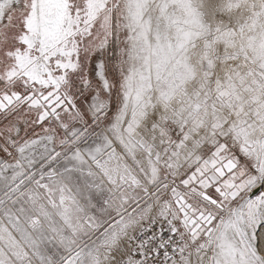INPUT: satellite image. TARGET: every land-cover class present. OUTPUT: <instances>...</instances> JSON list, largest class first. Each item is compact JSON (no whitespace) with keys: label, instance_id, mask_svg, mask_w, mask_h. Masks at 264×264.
<instances>
[{"label":"snow or ice","instance_id":"obj_1","mask_svg":"<svg viewBox=\"0 0 264 264\" xmlns=\"http://www.w3.org/2000/svg\"><path fill=\"white\" fill-rule=\"evenodd\" d=\"M0 264H264V0H0Z\"/></svg>","mask_w":264,"mask_h":264}]
</instances>
